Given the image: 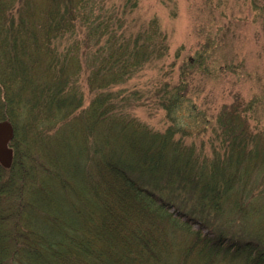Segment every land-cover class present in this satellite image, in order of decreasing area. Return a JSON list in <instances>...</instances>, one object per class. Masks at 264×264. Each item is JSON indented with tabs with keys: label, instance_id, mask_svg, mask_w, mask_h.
<instances>
[{
	"label": "trees",
	"instance_id": "16d2710c",
	"mask_svg": "<svg viewBox=\"0 0 264 264\" xmlns=\"http://www.w3.org/2000/svg\"><path fill=\"white\" fill-rule=\"evenodd\" d=\"M109 2L0 0V117L12 120L22 108L26 127L41 128L36 132L45 140L83 104L76 79L85 58L90 88L96 90L83 109L89 111L87 126L104 133H96L97 140L93 135L86 149L87 160L101 162L102 178H94V169L89 171L86 162L80 169L79 163L70 165L84 176L83 190L90 186H85V178L95 185L99 207L91 216L92 222L101 221L96 222V236L80 228L82 215L88 217L82 210L78 221L69 218L62 225L29 210L35 205L29 203L30 196L40 193L38 188L30 192L22 187L28 179L22 155H15L11 167L0 164V193L20 200L17 207H0V264H159L167 259L158 253L159 243L148 236L136 213L165 208L168 203L208 228L207 234L197 232L186 254L198 246L199 256L224 253L243 256L247 264H264V226L247 234H228L217 229L216 222L229 206L239 212L264 210V128L250 125L248 113L254 100L237 97L225 103L208 139L198 141L178 119L189 92L188 80L181 77L176 83L162 82L151 96L172 120L166 129H154L137 119L125 108L132 96L141 97V91L122 96L125 88L116 86L167 55V34L156 18L131 29L125 16L131 0L124 3L123 15L111 10ZM82 29L88 48L83 55L76 38ZM67 39L72 41L68 45ZM75 62L78 66L72 70ZM39 169L62 180L64 168L53 166L51 160ZM128 207L126 217L122 210Z\"/></svg>",
	"mask_w": 264,
	"mask_h": 264
},
{
	"label": "rangeland",
	"instance_id": "374dc122",
	"mask_svg": "<svg viewBox=\"0 0 264 264\" xmlns=\"http://www.w3.org/2000/svg\"><path fill=\"white\" fill-rule=\"evenodd\" d=\"M125 2L126 0H110L108 6L123 15ZM126 11L127 23L134 30L156 18L160 28L167 34L169 50L166 56L146 65L133 77L116 86V89L125 88L127 93L123 92L122 96L134 89L141 91V97L136 99L132 96L125 110L154 129H166L172 120L153 101L152 93L164 81L176 83L181 77H185L189 84L188 99L184 102L183 109L178 111V119L198 141L208 139L222 106L237 97L243 101L254 100L255 107L248 113L250 125L257 130L264 128V0H131ZM82 30L76 36L79 38L78 50L81 55L88 49L84 43L86 29ZM69 39L65 40L67 45L72 42ZM76 64L70 65L72 70L78 66ZM88 64L85 58L82 59L76 79V84L83 93L82 106L64 122L62 128L51 129L52 133H47L45 140H40L42 134L36 132L41 128L26 127L28 121L24 123L22 108L12 116V120L7 117H0V120H11L14 127V136L10 140L14 149L13 161L15 155H22L28 172V179L23 186L21 182L17 183L18 186L28 188L30 192L38 188L40 193L38 197L30 196L29 203L35 205L30 206L29 210L39 211L44 219L55 222V225H62L69 218L78 221L83 216L80 228H85L88 234L96 236L94 228L101 221L96 217L97 220L92 222L94 217L91 214L99 207L94 192L95 185L87 184L85 178V186H90L89 190H83L81 180L83 181L84 176H78V171L74 173L73 166H70L79 163L80 169L81 164L86 162L89 171L94 169V178H102L101 162L96 164L87 160L86 149L93 142V135L97 140L98 133L99 136L104 134L99 130L94 132L90 125L87 126L89 111L83 110L89 106L96 91L90 88ZM194 103L197 105L196 109L192 108ZM205 127L207 132L198 135V131ZM50 160L53 166L56 165L60 170L64 168V174L61 172L62 180L55 174L44 175L39 169V165ZM0 164L3 165L1 162ZM93 180L95 179L92 178L90 182ZM43 183L44 189L40 188ZM4 185L6 186L5 182L2 183L3 187ZM17 192H14L15 196ZM13 195L0 193V207H17L20 200H16ZM23 202L24 198L21 205ZM129 208L122 210V215L127 217ZM79 210L88 217L80 216ZM136 216L139 220H144L141 225L148 231V236L159 243L158 253L167 259L159 264H247L243 256L224 253L211 256L212 258L199 256L201 249L198 246L192 247L186 254L197 232L202 230L207 234L208 228L201 226L196 220H188V216L176 204L168 203L165 208L156 206L151 212L138 210ZM54 217H58V220H54ZM216 217L217 229H224L228 234H247L264 226V210L239 212L229 206ZM113 223L115 224L114 220ZM112 229L117 230V227L113 226ZM30 237L36 238L34 234H30Z\"/></svg>",
	"mask_w": 264,
	"mask_h": 264
},
{
	"label": "water",
	"instance_id": "95a60500",
	"mask_svg": "<svg viewBox=\"0 0 264 264\" xmlns=\"http://www.w3.org/2000/svg\"><path fill=\"white\" fill-rule=\"evenodd\" d=\"M14 136V127L9 119L0 120V162L5 167H10L14 157V149L10 140Z\"/></svg>",
	"mask_w": 264,
	"mask_h": 264
}]
</instances>
